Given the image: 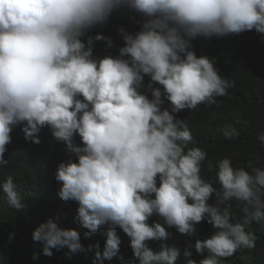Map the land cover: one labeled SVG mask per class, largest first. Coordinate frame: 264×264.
<instances>
[{
    "label": "clouds",
    "instance_id": "9594fccd",
    "mask_svg": "<svg viewBox=\"0 0 264 264\" xmlns=\"http://www.w3.org/2000/svg\"><path fill=\"white\" fill-rule=\"evenodd\" d=\"M122 8L143 18L141 30L133 35L119 27V55L95 56V42L110 49L113 41L89 33ZM251 30L264 34V0H0V166L8 164L4 154L14 128L40 144L47 127L76 157L56 169L58 195L78 204L76 219L89 233L107 228L103 251L99 242L85 249L75 229L49 219L32 233L43 255L88 251L93 264H104L119 252V228L138 264H176L179 247L162 243L153 251L148 242L167 241L169 228L195 236L204 221L215 231L183 249L186 264H197L190 259L193 248L207 253L199 264H220L256 247L245 225L264 221V168L249 165V171L224 158L216 180H205L206 153L187 147L193 142L189 124L176 117L216 104L234 86L212 58L196 55L190 38ZM165 101L169 107H162ZM77 135L81 144L74 142ZM238 135L234 128L224 131L229 140ZM258 139L264 144V133ZM0 189L11 208L26 207L11 176ZM232 201L243 223L233 222ZM154 215L163 224L149 223Z\"/></svg>",
    "mask_w": 264,
    "mask_h": 264
},
{
    "label": "trees",
    "instance_id": "16d2710c",
    "mask_svg": "<svg viewBox=\"0 0 264 264\" xmlns=\"http://www.w3.org/2000/svg\"><path fill=\"white\" fill-rule=\"evenodd\" d=\"M142 21L143 18L134 11L124 8L113 11L105 26H98L89 33L110 37L113 47L108 49L104 41H97L94 55H119L118 49L124 42L118 28L123 27L134 35L141 30ZM190 39L198 57L212 58L218 74L234 82V86L228 89V95L216 98V104H201L195 110L185 109L176 114L178 119H185L189 124L193 142L187 147H199L206 153L201 168L202 178L214 182L218 163L224 158H229L237 168L249 171V165L264 168V144L258 139L264 133V34L251 30L211 39L202 36ZM148 83L146 76L143 91H147ZM147 94L151 98L150 92ZM162 107H169V102L165 101ZM229 128H234L239 135L226 139L224 131ZM39 138L40 144L32 143L25 140L21 127L14 128L12 142L7 145L4 154L8 164L0 166V184L11 176L26 205L21 211L11 208L0 189V264H93L94 252L73 254L67 248L53 249V255L48 257L43 255L42 244L32 239L34 229L51 219L61 228L75 229L85 249L99 242L103 251L107 232V228L103 227L96 233H89L76 219L78 204L66 202L58 195L61 185L54 178L56 169L59 163L66 162L70 157L75 160L76 157L69 152L65 142L52 136L47 127L40 131ZM74 142L81 144L78 135L74 137ZM214 186L217 189L220 187L218 183ZM214 202L215 196L208 201L209 204ZM231 203L233 222L243 223L240 207L235 201ZM153 222L163 224L162 218L155 215L149 220V223ZM196 228L195 236H186L175 228H169L167 230L172 235L167 241H149V247L159 251L162 243L177 246L181 249V256L176 264H186L183 249L189 243L194 245L196 239L209 238L215 231L207 221L196 225ZM245 230L255 235L256 247L241 248L232 257L222 258L220 264H264V221L246 224ZM116 231L121 238L119 252L112 260H105L104 264H138L129 238L121 229ZM204 256L197 254L193 248L190 259L199 264Z\"/></svg>",
    "mask_w": 264,
    "mask_h": 264
},
{
    "label": "rangeland",
    "instance_id": "374dc122",
    "mask_svg": "<svg viewBox=\"0 0 264 264\" xmlns=\"http://www.w3.org/2000/svg\"><path fill=\"white\" fill-rule=\"evenodd\" d=\"M103 53L100 54V56L102 55Z\"/></svg>",
    "mask_w": 264,
    "mask_h": 264
}]
</instances>
